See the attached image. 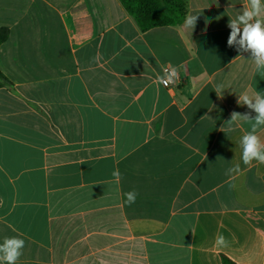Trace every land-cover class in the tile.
I'll use <instances>...</instances> for the list:
<instances>
[{
	"label": "crops",
	"instance_id": "crops-1",
	"mask_svg": "<svg viewBox=\"0 0 264 264\" xmlns=\"http://www.w3.org/2000/svg\"><path fill=\"white\" fill-rule=\"evenodd\" d=\"M246 6L188 0L193 31L143 32L120 0H0V243L24 240L17 264H264V164L241 160L250 125L225 124L264 92L227 43Z\"/></svg>",
	"mask_w": 264,
	"mask_h": 264
},
{
	"label": "clouds",
	"instance_id": "clouds-1",
	"mask_svg": "<svg viewBox=\"0 0 264 264\" xmlns=\"http://www.w3.org/2000/svg\"><path fill=\"white\" fill-rule=\"evenodd\" d=\"M264 13V0H247V6L243 9L242 14L237 15L234 19L230 18L228 27L231 33L228 37V45H239L238 52L242 49L251 52V61L254 64L255 71L264 76V19L261 14ZM198 15H189L185 18L183 27L194 30L197 23ZM239 37V39H238ZM176 76V70L171 72L165 70V76L161 77V82L167 85L172 82ZM223 85H217L216 93L221 92ZM238 104L247 105L256 113L252 117L249 113L241 115L238 112H232L230 119L225 123L231 130L234 124L238 125L240 121H245L250 125V131H247L240 139L242 148L241 160L244 165L252 166L253 161L264 164V142L257 135V130L264 126V92L256 91L250 96L247 92L242 93L238 98ZM239 165L229 168L228 172H238ZM118 175V173H114ZM128 202L134 203L136 193L127 194ZM24 240L18 237H6L3 243H0V264H17L22 255ZM216 247H227L228 242L223 235H218L215 241Z\"/></svg>",
	"mask_w": 264,
	"mask_h": 264
},
{
	"label": "trees",
	"instance_id": "trees-1",
	"mask_svg": "<svg viewBox=\"0 0 264 264\" xmlns=\"http://www.w3.org/2000/svg\"><path fill=\"white\" fill-rule=\"evenodd\" d=\"M125 10L145 32L155 27L175 26L185 21L188 14V0H120ZM9 35L7 28L0 29V46ZM10 82L0 71V87ZM224 264H234L224 258Z\"/></svg>",
	"mask_w": 264,
	"mask_h": 264
},
{
	"label": "built area",
	"instance_id": "built-area-1",
	"mask_svg": "<svg viewBox=\"0 0 264 264\" xmlns=\"http://www.w3.org/2000/svg\"><path fill=\"white\" fill-rule=\"evenodd\" d=\"M172 69H173V67H166V68L164 69V73H165V70H167L168 72H171ZM164 76H165V75H164ZM178 80H179V75H178V73H177V71H176V76L173 78L172 82L168 83L167 85H165V83H163V82H161V83H162V85H163L164 87H166V88H172V87H174V86L177 84V81H178Z\"/></svg>",
	"mask_w": 264,
	"mask_h": 264
}]
</instances>
